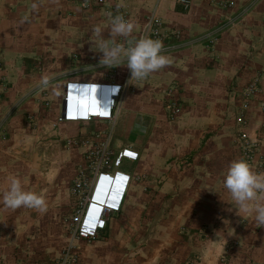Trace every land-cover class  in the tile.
<instances>
[{"label": "crops", "instance_id": "obj_1", "mask_svg": "<svg viewBox=\"0 0 264 264\" xmlns=\"http://www.w3.org/2000/svg\"><path fill=\"white\" fill-rule=\"evenodd\" d=\"M151 13L160 19L163 42L176 43L165 52L171 64L131 81L111 136L113 149L137 151V160L122 162L121 169L138 179L129 182L120 210L95 239L76 240V264H122L128 253L134 255L129 264H264V227L240 216L223 186L237 156L234 124L229 116H207L210 109L239 105L232 95L253 78L261 91L250 105L264 101V0H232L226 9L190 0L186 10L173 0L87 7L69 0H0V201L9 178L17 176L26 190L43 193L48 207L45 213L13 211L0 202V264H40L67 242L68 187L82 148L67 149L64 139L93 125L56 121L64 83L121 82L128 69L114 66L116 74L96 77L59 70L56 62L99 61L102 53L90 41L93 26L103 25L109 38L110 15L121 14L134 22L135 37ZM38 61L42 69H35ZM172 87L179 89L173 95L182 101V115L168 122L162 103ZM262 122L264 112L254 111L243 129L260 138L257 157L264 165ZM261 164L255 168L264 173Z\"/></svg>", "mask_w": 264, "mask_h": 264}, {"label": "built area", "instance_id": "obj_2", "mask_svg": "<svg viewBox=\"0 0 264 264\" xmlns=\"http://www.w3.org/2000/svg\"><path fill=\"white\" fill-rule=\"evenodd\" d=\"M96 1L99 4L105 2V0ZM173 2L182 10L188 9L190 5V0H173ZM209 2L221 9L232 5V0H209ZM160 25V19L151 13L143 24L140 38L149 36L161 40ZM131 81V72L128 70L121 82L109 79L104 81L68 80L64 83L61 100L66 99V104L63 115L61 116L60 111L56 121L90 123L93 127L85 129L77 136L64 139L65 148L80 147L82 151L80 162L75 168L68 187V195L71 199L67 220L68 239L59 255L47 264H76V240L89 243L95 239L98 231L104 229L112 214L120 210L129 182L132 179H138V176H132L121 169L122 162L137 160V151L130 146L118 149H113L111 146L112 131L120 104L131 86ZM257 81L253 78L244 91L251 92L256 87ZM92 84L97 87L96 95L88 101L71 100L68 104L70 108L72 107V112L67 113L68 89L76 85L91 86ZM41 90V103L47 106L49 102L46 93L43 88ZM89 110L95 111L92 114ZM79 111H83L84 115H81Z\"/></svg>", "mask_w": 264, "mask_h": 264}, {"label": "clouds", "instance_id": "obj_3", "mask_svg": "<svg viewBox=\"0 0 264 264\" xmlns=\"http://www.w3.org/2000/svg\"><path fill=\"white\" fill-rule=\"evenodd\" d=\"M125 6L118 3L116 7ZM32 8L37 9L38 4L33 3ZM134 31V22L121 14L110 15L109 38L103 35V25L93 26V38L90 39L92 50L102 53L98 67L111 68L126 64L131 72V80H144L171 64L164 52L163 41L149 36L130 39ZM117 37H124L128 46L118 43ZM9 181L0 201L5 207L13 211L28 208L39 213L47 212V200L43 193L26 190L17 176H11ZM223 186L231 194V204L236 207L238 214L251 216L255 227H264V173L256 172L244 159L233 160L228 166Z\"/></svg>", "mask_w": 264, "mask_h": 264}, {"label": "rangeland", "instance_id": "obj_4", "mask_svg": "<svg viewBox=\"0 0 264 264\" xmlns=\"http://www.w3.org/2000/svg\"><path fill=\"white\" fill-rule=\"evenodd\" d=\"M72 3L78 4L79 6L82 7H87L88 5H101L99 4L96 0H69ZM106 2V0H105ZM143 25L140 27V29L138 30L137 34L135 35V37H132L130 39H138L140 38V33L142 31ZM161 41H163L161 39ZM118 43H122L125 44V46H128L126 41L121 40ZM164 52L171 50L173 48H175V44L174 42H170L169 40H165L164 39ZM75 57L77 56H72L73 59H75ZM53 60V59H52ZM70 58L67 60V62L65 61H57V64L59 65V70H63V71H69V72H73V73H81L83 74H92L93 76L96 75V77H108V75L106 74H110V73H115L116 71L113 70L112 68H105V67H98L99 61H86L84 63L82 62H73L70 63ZM126 62V61H125ZM54 61H48L47 62V66H51L52 70H57L55 69L54 66ZM82 63V64H81ZM37 66H35V69H42V62L38 61L35 63ZM45 66V67H47ZM37 67V68H36ZM110 69H112L113 71H110ZM128 70V69H127ZM126 70V72H127ZM56 72H60V71H56ZM84 78V77H83ZM86 79V78H84ZM92 79V78H91ZM94 80V78H93ZM250 82V81H249ZM260 83V82H259ZM256 84V87L251 91L246 93L243 90L234 92L233 96V100H231L232 102H234L235 100L239 101V105L237 106H233L232 108H225V109H210L207 116L210 115H214V117H226L229 116L230 119H232V122L234 124V131H233V138L231 139V142L233 144V147H235L236 152L234 153V155L236 156V160L238 159H244L246 160L251 166L252 168L256 171V167H258V164L261 161L258 160L257 154H258V148H259V141L260 138L256 136V131L254 134V136L249 135L243 128H245V126L247 125V121L249 120V116L251 115V113L254 111H262L264 112V101L263 100H257L255 102V105H250L251 102L255 101L254 97L260 93L261 89H260V85ZM173 87L172 88H167L165 90V96L167 97L166 99H164V103H162V105L165 107V119L168 122H171L172 120H174L176 117H180L182 114L181 110H182V101L179 99L178 95H173L175 94L174 92L176 91V93H179V89L175 88L174 92H173ZM177 89V90H176ZM230 97V94H229ZM226 99L228 100V95H226ZM254 108V111L252 110ZM228 114V115H227ZM78 123V122H76ZM259 128L260 130L263 129L264 131V122L259 124ZM170 129H172V127H170ZM144 132H146L144 129H141ZM117 134H120L119 131L116 132ZM127 162H123V165H127ZM264 164V163H263ZM254 165V167H253ZM260 167V166H259ZM261 167L263 168L264 165L261 164ZM257 172V171H256ZM68 212L66 211V215L65 217L67 218ZM63 218V217H62ZM64 221L66 222V219H64ZM63 224V222H62ZM184 229V228H183ZM200 232L205 231L204 227L200 228ZM62 248V247H61ZM61 250V249H60ZM60 252V251H59ZM58 254L55 257H49L48 259H45L44 261L40 262V264H47L48 262H50L51 260H53L54 258H56ZM130 256H134L131 255L130 253L126 254L125 257L121 260L122 264L124 263H130L129 259ZM223 257V256H222ZM77 259H78V255H77ZM222 260H224V258H220ZM77 263V262H76ZM133 263V262H132ZM184 264H188V262H185Z\"/></svg>", "mask_w": 264, "mask_h": 264}, {"label": "bare ground", "instance_id": "obj_5", "mask_svg": "<svg viewBox=\"0 0 264 264\" xmlns=\"http://www.w3.org/2000/svg\"><path fill=\"white\" fill-rule=\"evenodd\" d=\"M87 86L88 85H86V87ZM86 87H85V85H76V86H72V87H70L68 89V91H67V99H68V101H67V109H66V112L67 113H71L72 112V107L70 108V104H68L69 102H71V100H75V102H83L84 99L79 98L80 96L78 94H79V91L84 90ZM87 89L90 92L89 94H91L93 96L96 95V93H97L96 92V87L93 84L90 87H88ZM89 111H90V113L93 114L95 110H89ZM79 112H80L81 115H84V112L83 111H79ZM85 113H87V112H85Z\"/></svg>", "mask_w": 264, "mask_h": 264}, {"label": "water", "instance_id": "obj_6", "mask_svg": "<svg viewBox=\"0 0 264 264\" xmlns=\"http://www.w3.org/2000/svg\"><path fill=\"white\" fill-rule=\"evenodd\" d=\"M85 87H86V85H85ZM88 87H90L89 85L84 89V90H82V91H79V98H82V99H84L83 101H88L93 95H91V94H89L90 92H89V90L87 89ZM96 87V86H95ZM96 89H97V87H96ZM97 91V90H96ZM96 93V92H95ZM78 97V96H77ZM66 98H67V96H66ZM65 104H66V99H62L61 100V108H60V111H61V116L63 115V113H64V108H65ZM35 157V160H37L38 159V156L37 155H35L34 156Z\"/></svg>", "mask_w": 264, "mask_h": 264}]
</instances>
